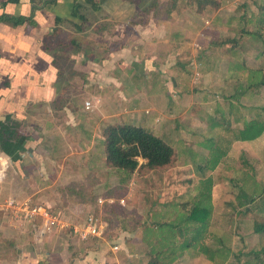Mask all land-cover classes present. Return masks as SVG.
<instances>
[{
  "label": "crops",
  "instance_id": "crops-1",
  "mask_svg": "<svg viewBox=\"0 0 264 264\" xmlns=\"http://www.w3.org/2000/svg\"><path fill=\"white\" fill-rule=\"evenodd\" d=\"M197 1L175 0V12L171 14V19L163 21L156 28L151 25H144L143 28L134 25L128 28L126 27L128 22L122 23L121 18L123 14L126 16V12L131 8L128 7L129 3L123 0H104L100 4L99 11H93L83 0H77L82 5L78 13L84 20L73 16L76 4L74 0H56L53 4H50V0H0V118L5 119L3 123L9 120L10 123L18 124V131L25 138L22 143L23 149L18 151V161L16 160L17 163H15L18 174H24L20 163L21 166L29 165L25 164L22 158L23 152H29V150L34 152V154H28L30 163H32L31 160L38 157L37 152H48L46 158L49 160L61 157L59 155L62 154L61 151L72 149L70 144L76 145L73 147L75 151H82L84 147L87 148L91 140L92 129L96 128V131L98 126L103 125V121L115 123L120 117L123 118L126 115L131 125L144 126L154 131L155 118L161 112L153 106L149 111L146 110L149 113L152 110V113L143 116L142 112L146 109L143 107L144 104L151 103L152 99L143 97L148 93L145 88H141L143 87L141 82L137 83V81L142 80L147 84L150 75L156 74L153 78L156 79L154 84L177 87L176 79L169 76H165V79L160 76L161 74L159 75V72H174L167 70L165 63H170L172 56H175L174 52L181 50L180 44L193 36L191 28L196 24L203 22L202 26L204 24L213 25L212 29L215 34L224 28L222 31L227 33L225 38L228 37L229 32L233 34L231 44L240 43L238 49H230V47L227 48L228 43L220 46L219 42H216L215 38H221L220 34H218L219 37L211 36L207 49L199 51L201 54L198 56L199 59L206 53H209V56L203 57L205 59L199 64L202 72L198 71L197 80L201 79L202 74L203 78L210 81L206 82L208 87H217L218 78L229 80L237 78L229 75L228 69L226 70L227 65L232 61V58L229 59L227 56L237 54L243 58L239 64L240 70L245 72L246 69H252L247 63L251 55L254 61L252 64L261 65L264 71V44L253 35L247 34V29L241 31L242 18L245 15L250 18L252 14H258V8L264 5V0H209L211 3L207 4L202 12L196 10ZM121 5L127 8L121 10ZM88 8L94 13L93 20L91 18L88 20ZM19 19L24 20L16 23L15 20ZM175 23L179 26L174 30L175 32H171L170 25ZM248 28L254 31L251 26ZM238 33L240 38L237 37ZM243 43L244 47H242ZM177 64L180 70L181 64ZM181 75H184L182 70ZM263 93L264 88L255 95L263 96L260 97L262 100L264 99ZM149 94L153 96L152 92ZM162 94L160 97H163L164 102L167 103L166 98L170 100L169 90ZM88 97L92 100L91 110H86L83 104L88 101ZM243 99L245 98L242 97L239 100V107L246 108V106H241ZM227 100L228 107H230L231 97ZM197 104L202 103L197 102ZM263 106L264 104L255 107L256 115L260 113V108ZM92 113L95 114L94 123L90 120L93 117L89 116ZM183 115L193 126L201 121L200 114H184L183 112ZM228 115L231 117L230 111ZM244 120L249 119L237 118L232 123L228 121L222 126L224 132L229 128L228 135L231 136L222 150L223 156L219 159L215 169L225 164V159H228L227 151L232 148L243 151L244 154L255 152L257 164L260 167L264 166V133L252 141H240L234 137V133L242 126ZM157 127L159 131L162 129L160 124ZM174 130L177 141L186 145L188 142L183 136L178 139L177 131L183 134L182 130L187 131V129L179 128L178 130L175 124ZM156 134L167 142L162 133L157 132ZM6 157L0 151V158ZM207 177L212 178L215 183L212 175ZM257 183L260 184V182ZM213 187L211 225L204 239L196 245L181 249L178 228H194L196 226L194 223H177L175 226L177 231H174V235L170 237L162 232V227L168 223H161L159 229L155 224L149 223L144 229L145 232L147 231L143 242L146 253L148 254L149 245L156 246L158 241L159 247L162 245L173 247V252L165 256H172L176 259L172 264H241L249 253L264 250V235L259 236L253 232L252 234H235V238L239 239L241 244L243 243L238 249L233 248L235 241L230 243V238L215 235L217 218ZM258 187L260 189L258 193L255 190L243 189V186L242 191L247 195L254 192L256 196H259L264 192V183ZM246 208H250V205L242 204L239 209L232 210L236 219H234L235 222L231 221L229 216L232 214L224 219L229 220L226 225L227 229L230 230L233 227L238 232V229L242 228L243 223L237 219V216H246L253 212L251 208L249 212H245ZM255 210L259 213L258 215L264 216L263 212H259L257 208ZM52 213L55 214L54 211ZM182 213L186 215L184 210ZM59 219L64 229L60 230L56 224L50 226H55L57 232L63 233L59 232L60 235L55 233L58 236L56 235L55 238L54 235V239H50L49 243L45 244L48 250L44 252V256L47 259L42 260L41 251L39 254L24 252L19 259H16L15 264H104L102 251L92 244L96 240L103 239L89 237L81 240L70 229L71 226L84 222L85 218L74 223L73 220L61 214ZM36 220L42 224L39 218L27 222ZM42 227L44 228L43 224ZM41 229L39 231L40 243L45 236L44 229ZM68 232L79 242L76 250H71L74 239L67 234ZM216 238L222 239L225 250L222 255L216 256L214 261H210L201 252L206 246H212L214 249L220 248L221 244L214 242ZM253 240H256L257 248L249 249L250 242ZM117 246V251H119L121 247ZM116 252L112 251L114 254ZM114 261L117 262V260Z\"/></svg>",
  "mask_w": 264,
  "mask_h": 264
},
{
  "label": "rangeland",
  "instance_id": "rangeland-1",
  "mask_svg": "<svg viewBox=\"0 0 264 264\" xmlns=\"http://www.w3.org/2000/svg\"><path fill=\"white\" fill-rule=\"evenodd\" d=\"M173 1L175 0H123V2L129 3L128 7L131 9L126 10V16L123 14L121 21L122 23L128 22L126 26L128 28L133 27L135 22L137 23L135 25L141 28L144 25H151L156 28L158 24L171 19L170 16L175 10L170 14L167 10ZM120 8L122 10L127 7L121 5ZM87 10L89 13L87 14L88 20L90 18L93 20L94 13L90 8ZM202 24H196L195 27L191 28L193 36L180 44L181 50L174 52L175 56H172L170 63H165L167 70L174 72H159L162 77L169 76L174 80L176 79L177 87L154 84L156 79L153 78L156 74L150 75L152 78H148L147 84L142 80L137 81V83L141 82V86H143L141 88H145L148 93L143 97L152 99L151 103L146 102L144 104L143 107L146 109L142 114L143 116L150 115L152 110L150 113L148 111L153 106L161 112L155 118L154 131L155 133H162L168 144L175 147L178 155L176 166L164 172L134 173L126 185H119L124 174L108 169L103 165L99 141L101 140V129L105 125H131L126 115L123 118L120 117L115 123L103 121V125L98 126L96 131V128H93L91 140L88 142L87 148L84 147L82 151H75L73 147L76 145L70 144L72 149L65 152L61 151L62 154H59L61 157H55L53 160L46 158L48 152H37L38 157L31 160L32 163H30L28 154H34V152L30 150L23 152L22 158L25 160V164H29L21 166L20 163L24 172L23 175L17 172L16 160H13L11 164L8 156L0 158V264H15L16 259H19V256L24 252L39 254L41 251L42 260H46L44 252L48 249L45 244L47 245L50 239L53 240L54 235L56 238L57 234L55 233L59 234L60 232H57L55 226H50L48 230L43 228L41 222L37 220L27 222L29 219L25 218L26 213L20 209V205L27 201L33 206L39 205L51 212L54 211L55 215L64 214L74 223L88 215L94 216L105 224L104 239L92 242L102 251L104 264H146L149 260L143 243L144 234L147 233L144 231L146 224H155L159 229L161 223H168L162 227L163 231H161L164 232L165 236L169 235L170 237L172 226L175 227L177 223L180 224L183 217L185 218L182 213L183 210L180 208L181 204L196 198L201 187L198 179L201 180L203 176L209 175L215 179L213 187L217 218L215 235L223 236L226 239L230 238V243L235 241L233 248L238 249L243 243L241 244L240 240L235 238V234H252L253 221L264 217L258 215L259 213L255 210L260 206L259 201L250 205L253 212L249 215L237 216V219L243 223L238 232L233 227L230 230L227 229L226 225L229 220L225 221L224 219L232 214L229 217H231L232 222H235L234 219L236 218H234L235 214L232 210L239 209L235 200L239 186H243V189L248 191L255 190L258 193L260 191L258 186L264 183V166L261 165L260 167L257 164L255 152L244 154L243 151L240 152L232 148L227 151L228 159H225V164L219 165L215 170L209 169L215 161L221 159L222 150L226 147L231 136L228 135L229 128L224 132L223 124L228 121L232 123L237 118H254L256 116L255 107L264 104V99L261 100L260 97L263 96L259 94L256 96V93L253 95L251 92L252 94L249 93L251 94L250 97L245 96L246 98L241 101V106H246V108L239 107L237 104L239 101L235 99L230 101L232 107H228L227 99L231 97L238 85H247V83L255 82L257 79V76L252 75L253 73L240 70L239 64L243 58L239 54L227 56L229 59L232 58V61L227 65L226 70L228 69L229 75L237 78L231 77L230 80L218 78L217 84L219 85L217 87H208L206 82L207 80L208 83L210 81L209 79L206 80L205 77L203 78L202 74L201 79H196L198 71L202 72V67L199 64L209 56V53H206L203 55L205 58L199 59L198 56L201 55L199 51L207 49L211 36L219 37L218 34H220L221 38H215L216 42H219L227 34L222 31L224 28L215 34L212 29L213 25L204 24L202 26ZM186 25L188 24L186 23ZM178 26L177 23L170 25L171 32H175L174 30ZM199 31L202 33H198ZM229 33L227 38L233 36ZM238 36H240L239 33ZM227 45V48L238 49L240 43H228ZM243 45L245 44L243 43L242 47H244ZM252 57L249 55L247 63L249 67L255 68L257 66L255 63L252 64L254 62ZM177 63L181 64L180 70ZM181 70L184 75H181ZM160 76L158 78L163 80ZM166 90L170 92L168 95L170 100L166 98L167 103L164 102L163 97H160L163 95L162 92ZM150 92L153 93V96L149 94ZM84 100L85 98L82 99V102ZM88 101H92L90 97H88ZM197 102L202 104L198 105ZM229 111L231 117L228 115ZM183 112L184 114H200L201 121L193 126L191 122L187 121ZM89 116L93 117L90 120L94 123L95 114L92 113ZM182 116L185 117L182 118ZM158 124L162 126L160 131L157 129ZM175 124L178 130L179 128L187 129V131L182 130L183 134L177 131L178 139L183 136L188 142L186 145L177 141L174 130ZM58 215L56 216L59 218ZM110 225L112 226L111 232H109ZM40 229H44L45 232L41 243V239H39ZM122 229H132L133 232L128 234ZM176 229L174 228L175 231H177ZM67 234L75 240H72L73 247L71 250H76L79 242L69 232ZM226 234L227 236H225ZM113 245L121 247L115 254L111 251ZM250 248H257L256 240L250 242Z\"/></svg>",
  "mask_w": 264,
  "mask_h": 264
},
{
  "label": "trees",
  "instance_id": "trees-1",
  "mask_svg": "<svg viewBox=\"0 0 264 264\" xmlns=\"http://www.w3.org/2000/svg\"><path fill=\"white\" fill-rule=\"evenodd\" d=\"M17 1V0H10ZM56 0H50L53 4ZM76 1L74 6L73 16L80 20H84L79 15L78 11L82 9V5ZM85 4L93 11L100 10V4L104 0H83ZM211 3L209 0H198L196 10L202 12L206 5ZM175 10V1L171 3L167 12L170 14ZM24 19L15 20L16 23ZM241 31L247 29V34L253 35L256 39L264 44V5L258 8V14H252L250 18L246 15L241 20ZM135 24H137L135 22ZM134 24V25H135ZM251 26L254 31L248 30ZM81 30L80 28H78ZM231 38H224L219 41L222 46L231 43ZM213 44L216 43L213 41ZM246 72L257 76L255 82L247 83V85H238L231 99L239 101L242 97L251 96L258 93L260 89L264 88V71L262 66L258 65L252 69H246ZM252 92V93H251ZM251 93V94H249ZM240 105L239 103H237ZM232 105V104H231ZM230 105V107H232ZM225 125V123L223 124ZM229 126V125H228ZM19 125L10 123L9 120L0 123V151L6 156H13L14 161L19 157L17 151L23 149V141L25 138L18 132ZM264 133V106L260 108V113L254 118L244 120L242 126L234 133V137L240 141H252L260 137ZM101 140L99 141V148L102 152V163L108 169H113L118 173L124 174L119 185H126L134 173L147 174L148 172H164L165 170L176 166L178 162L177 151L171 147L166 141L159 137L152 129L144 126H135L127 124H107L101 129ZM16 146V147H15ZM16 149V152H15ZM142 161V162H140ZM218 161L212 164L209 170H214ZM201 187L199 192L190 202L181 204V208L186 212L185 218L180 224L194 223V228H178L180 236L181 249L196 245L200 240L204 239L208 228L211 225V217L213 213V205L211 202V193L213 187V180L210 177H204L200 180ZM199 183V184H200ZM238 188V187H236ZM238 194L235 197L238 207L244 205H253L259 201L260 204L257 209L264 214V192L256 196L255 193L247 195L242 191V186L238 188ZM250 208H246L245 212H249ZM174 226H172V234L174 235ZM183 229V231H182ZM112 226L109 227L111 232ZM126 233H132V229H122ZM186 231V232H185ZM252 232L259 236L264 235V217L255 219L252 223ZM159 236V234L157 235ZM161 242V240H160ZM214 242L220 245V248L214 249L212 246H206L202 249L204 254L210 261L218 255H222L225 246L221 238H216ZM156 246L149 245L148 257L146 264H172L176 259L174 257H165L169 252H173V247L162 245L159 247V242ZM241 264H264V250L259 252H252L245 256L244 262Z\"/></svg>",
  "mask_w": 264,
  "mask_h": 264
},
{
  "label": "built area",
  "instance_id": "built-area-1",
  "mask_svg": "<svg viewBox=\"0 0 264 264\" xmlns=\"http://www.w3.org/2000/svg\"><path fill=\"white\" fill-rule=\"evenodd\" d=\"M198 76V74H196ZM84 107L86 110H91L92 103L90 101H86L84 103ZM29 200V199H28ZM21 211L25 212V218L29 220H34L36 218H40L42 220L43 226L48 229L50 225H58L59 229H64V226L61 220L53 214L48 209L43 206H33L29 203V201L22 203L20 205ZM23 212L22 215H23ZM73 234L77 235L81 240H86L89 237L104 239L105 236V224L101 223L94 216H87L81 224L73 225L70 227ZM118 250V246H113L111 251L116 252Z\"/></svg>",
  "mask_w": 264,
  "mask_h": 264
},
{
  "label": "water",
  "instance_id": "water-1",
  "mask_svg": "<svg viewBox=\"0 0 264 264\" xmlns=\"http://www.w3.org/2000/svg\"><path fill=\"white\" fill-rule=\"evenodd\" d=\"M4 120H5L4 118H0V123H1L2 121H4ZM18 132H19V131H18ZM15 147H16V146H15ZM15 152H16V149H15ZM17 152H18V151H17ZM9 159H10V160H9L10 163L12 164V163H13V160H14V159H13V156H10Z\"/></svg>",
  "mask_w": 264,
  "mask_h": 264
}]
</instances>
